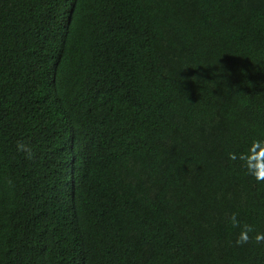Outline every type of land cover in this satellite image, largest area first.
<instances>
[{
    "label": "trees",
    "instance_id": "trees-1",
    "mask_svg": "<svg viewBox=\"0 0 264 264\" xmlns=\"http://www.w3.org/2000/svg\"><path fill=\"white\" fill-rule=\"evenodd\" d=\"M257 136L264 0H0V264H264Z\"/></svg>",
    "mask_w": 264,
    "mask_h": 264
},
{
    "label": "clouds",
    "instance_id": "clouds-1",
    "mask_svg": "<svg viewBox=\"0 0 264 264\" xmlns=\"http://www.w3.org/2000/svg\"><path fill=\"white\" fill-rule=\"evenodd\" d=\"M229 157L232 160H238L247 175L258 182L264 181V136L252 138L243 151L230 153ZM248 231H251V229L245 226L237 240L238 244L247 242ZM257 239H264V235L257 236Z\"/></svg>",
    "mask_w": 264,
    "mask_h": 264
}]
</instances>
